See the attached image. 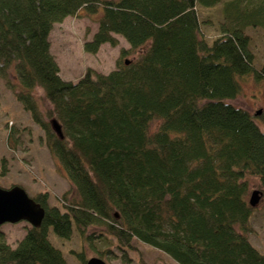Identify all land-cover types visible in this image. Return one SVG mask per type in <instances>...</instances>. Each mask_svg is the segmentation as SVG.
<instances>
[{
  "label": "trees",
  "instance_id": "obj_1",
  "mask_svg": "<svg viewBox=\"0 0 264 264\" xmlns=\"http://www.w3.org/2000/svg\"><path fill=\"white\" fill-rule=\"evenodd\" d=\"M211 8L219 31L212 39L203 29L212 18H202ZM82 12L98 15L85 51L116 46L117 35L130 48L109 72L89 67L69 81L50 34ZM253 28L264 41V0H0V78L45 131L72 183L55 204L47 190L33 196L45 216L16 246L0 229V264H71L51 229L61 239L75 232L92 245L99 239L106 246L99 254L120 250L127 264L136 240L178 264H264L249 236L251 188L264 194L257 120L264 111L232 101L244 80L264 78V59L261 68L253 64ZM153 120L160 123L152 130ZM14 135L9 129L7 139ZM97 218H106L98 235ZM72 252L86 264L84 248ZM139 263L154 264L142 256Z\"/></svg>",
  "mask_w": 264,
  "mask_h": 264
},
{
  "label": "rangeland",
  "instance_id": "obj_2",
  "mask_svg": "<svg viewBox=\"0 0 264 264\" xmlns=\"http://www.w3.org/2000/svg\"><path fill=\"white\" fill-rule=\"evenodd\" d=\"M82 13L81 17L67 16L62 22L56 23L50 34L51 52L59 63L60 75L69 81H76L89 67L97 72H109L116 66L122 48H130L127 40L117 35L119 41L116 46L104 43L96 53L85 51L84 43L92 38L98 28V15ZM208 14L212 22L203 24V29L212 39L219 34V31L213 27V8L207 9L202 18ZM247 33L252 37L250 49L254 54L253 64L261 68L264 59L261 29H249ZM133 55L128 53L123 58L132 59ZM243 84V93L232 101L252 113H256L259 109L264 111V78L252 77L244 80ZM36 94L40 98L41 110L46 111L50 104L42 98V89L39 88ZM257 120L264 130V120L261 118ZM159 123L160 120H153L151 129H155ZM12 128L15 130V137L9 140L7 133ZM14 184L21 185L31 197L40 191H49L52 204L57 203L58 197L72 186L63 160L48 146L45 131L31 119L30 113L24 110L22 104L14 99L11 89L0 78V186L10 188ZM255 189L260 190L257 184L253 185L251 191ZM255 211L254 231L249 233V236L252 243L264 252V194L260 195ZM93 213L97 215L96 212ZM104 220L106 218L96 219L93 228L96 235L103 231ZM28 226L27 221L7 222L0 225V229L5 232L8 243L14 247L24 237ZM93 229L91 228L90 231ZM49 237L63 249L71 264H79L72 250L81 248L85 249L88 258L101 256L108 264H127L120 250L113 249L105 255L99 254L96 250L104 251L106 248L99 239L92 245L89 240L82 239L78 232L69 239H61L56 236L53 229ZM135 244L137 250L129 253L133 259L131 264H140L141 256L148 263L178 264L168 254L147 243L136 240Z\"/></svg>",
  "mask_w": 264,
  "mask_h": 264
},
{
  "label": "water",
  "instance_id": "obj_3",
  "mask_svg": "<svg viewBox=\"0 0 264 264\" xmlns=\"http://www.w3.org/2000/svg\"><path fill=\"white\" fill-rule=\"evenodd\" d=\"M128 63V60H126ZM261 109L257 111L259 114ZM52 126L63 137L62 128L56 119L52 120ZM261 191L255 189L250 195L251 205H256ZM45 216V208L33 197L29 196L21 185H13L10 188L0 186V225L10 222L27 221L32 225H40ZM86 264H108L99 256L90 257Z\"/></svg>",
  "mask_w": 264,
  "mask_h": 264
}]
</instances>
